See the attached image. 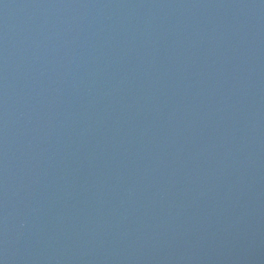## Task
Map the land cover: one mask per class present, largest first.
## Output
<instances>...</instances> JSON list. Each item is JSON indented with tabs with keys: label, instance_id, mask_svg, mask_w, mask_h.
Instances as JSON below:
<instances>
[{
	"label": "water",
	"instance_id": "obj_1",
	"mask_svg": "<svg viewBox=\"0 0 264 264\" xmlns=\"http://www.w3.org/2000/svg\"><path fill=\"white\" fill-rule=\"evenodd\" d=\"M0 264H264V0H0Z\"/></svg>",
	"mask_w": 264,
	"mask_h": 264
}]
</instances>
